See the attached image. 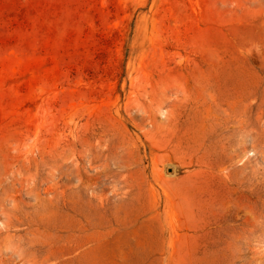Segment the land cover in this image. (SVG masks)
Segmentation results:
<instances>
[{
    "label": "rangeland",
    "instance_id": "374dc122",
    "mask_svg": "<svg viewBox=\"0 0 264 264\" xmlns=\"http://www.w3.org/2000/svg\"><path fill=\"white\" fill-rule=\"evenodd\" d=\"M0 264H264V0H0Z\"/></svg>",
    "mask_w": 264,
    "mask_h": 264
}]
</instances>
